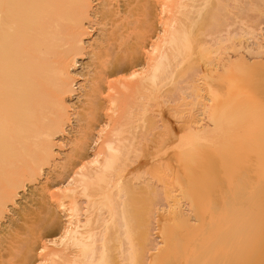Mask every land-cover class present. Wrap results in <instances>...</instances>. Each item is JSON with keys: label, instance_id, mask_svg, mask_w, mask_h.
I'll return each instance as SVG.
<instances>
[{"label": "bare ground", "instance_id": "1", "mask_svg": "<svg viewBox=\"0 0 264 264\" xmlns=\"http://www.w3.org/2000/svg\"><path fill=\"white\" fill-rule=\"evenodd\" d=\"M209 1L0 0V228L5 226L8 215L19 205L21 193L30 189L34 197L29 207L17 212L18 219L9 224V230L0 232V264H214L215 256L219 257L221 253H216L221 244L219 235L225 233L222 228L226 225L229 228V225H224L221 220L217 225L208 224L209 228L214 227V234H218L215 237L211 232L213 229L206 226L201 206L203 204L204 209V204L208 208L212 204L231 207L241 194H247L249 184L255 185V178L251 179L254 184L248 183L250 177L246 178V174L238 183L235 181L234 188L227 181L231 190L219 189L218 194L209 195V198L207 195L204 200L200 196L202 190L199 195V192L195 193L200 196L195 198L187 195L191 190L186 188L196 191L195 167L199 166V158L204 159L206 155L223 160H219V165L215 159L216 162L208 167L210 172L245 169L249 174L254 164L263 165L264 120L249 117L250 108L242 111L237 108V113L232 112L233 117L227 109L237 98L242 100L239 96L240 87L245 85L242 82L250 81L244 77L240 79L245 73L240 63L250 64L242 49L247 48L252 57H260L264 54V34L246 48L234 45V40L227 38V42L232 40L234 45L228 48L233 55L226 53V57L213 59L210 54H203V58L197 61L201 54L194 60L195 48L206 53L209 51L205 42L195 46L197 38L205 37L207 30L220 21L218 11H214L216 7L204 8ZM96 3L99 8L95 10ZM95 25L100 27V39L89 45ZM224 32L227 36L230 33ZM241 35L238 34L242 38ZM88 45L93 48L89 53ZM87 54L92 70L86 85L80 87L82 95H79L75 71ZM200 62H204L203 66ZM224 78L229 80L228 84L222 82ZM167 80L172 86L168 95L181 89L185 83L192 98L191 105L199 103L204 115L207 114L212 122V125L200 126L202 119L190 117L183 122V130L176 128L186 132V136L179 131L176 133L180 137L183 134L184 139L172 141L167 137L171 143L177 144H171L175 152L171 149L173 154L164 157H171V164V160L181 163L186 175L184 183L180 180L184 176L160 156L166 144L163 138L155 137L154 141L149 138L153 130L163 128L161 123L165 124L164 113L168 111L163 113L161 108L166 100L163 89ZM238 80H242L240 87ZM121 84L128 86L131 96L126 98L129 97L130 101L126 102L122 95H119L122 100L116 96L115 88ZM203 94L208 95L214 104L198 102ZM74 98L81 103L77 110L70 103ZM120 100V106L122 103L125 106L123 112L118 110ZM142 100H153L157 109L150 111ZM136 109L142 110V114L134 115ZM151 113L159 120L148 119ZM139 120H145L144 131L134 133ZM158 133L154 132V136ZM212 137L215 141L210 145L203 143ZM67 146L68 151L62 152ZM161 159L165 167L158 165L160 167L154 170L151 178L155 183L161 182L162 186L158 185L166 205L157 208L156 186L151 179L141 180V177L146 168L149 170V165ZM255 167V171L259 170ZM206 181L211 185V181ZM206 181L199 182L197 187L205 189ZM260 181L256 185H261L263 177ZM244 188L247 189L245 192ZM258 199L261 198L258 196ZM185 201L188 208L183 205ZM260 206L263 209L264 206ZM252 207H231L232 212L228 214L233 220L242 221L251 217ZM259 216L258 230H263L264 213ZM223 218L222 221L227 223L226 215ZM244 222L247 220L241 223ZM154 225L158 228L162 225L164 231L172 227L170 237L165 234L157 236L159 230ZM250 226H254L253 223ZM232 227L229 231L236 234L235 227ZM242 231L243 234L244 229ZM255 231L257 229L253 233ZM226 234L230 233L227 231ZM254 234L250 239L245 232L250 240L245 238L249 243L243 244L246 245L243 246L244 253H239L242 256L237 258L238 262L235 258V264H264V247L257 248L259 240ZM214 238L218 241L214 242ZM156 239L161 241L158 243ZM227 244L229 242L222 246ZM195 245L200 248L196 249L201 254L199 256L188 249ZM161 253L165 256L162 257Z\"/></svg>", "mask_w": 264, "mask_h": 264}, {"label": "rangeland", "instance_id": "2", "mask_svg": "<svg viewBox=\"0 0 264 264\" xmlns=\"http://www.w3.org/2000/svg\"><path fill=\"white\" fill-rule=\"evenodd\" d=\"M223 1V2H222ZM230 0H221V1H219V0H210L209 1V4H207L204 8H215L216 7V9H214V11H218V13H216V14H219L220 15V21L219 20H217L216 22H218V24L217 23H215V24H217L216 26L215 25H213L212 27L213 28H210L209 30H207V32L205 33L206 35H205V37H203V35L202 36H199L198 38H197V42H195V46L197 47H199V45H200V43L201 42H205L206 43V47L208 48V52L206 53V52H203V51H200V49H199V51H198V48H195V53H197L196 55H194V60H197L200 56H201V54H202V56L200 57V59L199 60H197V61H200L202 58H203V54H204V56L205 55H207V54H210V57H213V59H221V58H223V57H226V53H229L230 55H233V53H232V50L231 49H228V48H231L232 46H234V45H237L238 44V46H244V48H246V46L247 47H249V46H252L255 42H256V39L257 38H259V37H261L262 36V34H264V15H262L261 13H264V0H255L254 2V4H253V0H232V1H230ZM235 2V3H234ZM259 2V3H258ZM222 3V4H221ZM211 4L214 6H211ZM254 5V6H252V5ZM259 4V5H258ZM209 5V6H208ZM225 6V7H227V8H225V7H223V6ZM241 5V6H240ZM252 6V7H251ZM222 7V8H221ZM236 7V8H235ZM242 7H244L245 9H243ZM253 7H256V9L254 10L253 9ZM97 8H99V7H97V3L95 4V10L97 9ZM211 8V9H212ZM223 9V10H222ZM227 9V10H226ZM242 9V10H241ZM263 9V10H262ZM219 15H216V16H218L219 17ZM195 16H197L196 15V13H195ZM219 19V18H218ZM94 21H97V19H94ZM230 24H231V26H230ZM219 25V26H218ZM226 25V26H225ZM221 27H222V29H221ZM251 27H252V29H251ZM217 28V29H216ZM223 28H225V29H223ZM212 29V30H211ZM220 29V30H219ZM246 29V30H245ZM250 29V30H249ZM253 29H255L254 31H253ZM261 29V30H260ZM99 30H100V27H98V26H96L95 25V27H94V30H93V33H92V35H91V37H90V39H89V45H93V44H95V43H97V40L98 39H100L99 38V34H100V32H99ZM218 30V31H217ZM223 30V31H222ZM249 30V31H248ZM210 31H212V32H210ZM224 31H229L230 33H228V36H227V33L226 32H224ZM210 32V33H209ZM235 32H237V34L235 33ZM247 32H249V33H247ZM259 32V33H258ZM215 33V34H214ZM233 33V34H232ZM209 34V36H208V38L206 37L207 35ZM210 34H211V36H210ZM238 34L239 35H241V36H243L242 38L240 37V36H238ZM231 35H234L233 37H231ZM248 37H247V36ZM236 36V38H234ZM253 36H254V38H253ZM259 36V37H258ZM94 37V38H93ZM252 37V38H251ZM227 38L229 39V38H231L232 40H234L233 41V44H232V40H231V42L230 41H228L227 42ZM202 39H203V41H202ZM208 40V41H210L211 43H209L208 41H205V40ZM217 41H216V40ZM236 40V41H235ZM255 40V41H254ZM254 41V42H253ZM240 42V43H239ZM264 42V41H263ZM207 43H209V45H207ZM212 44V45H211ZM89 45H88V47H89ZM211 45V46H210ZM249 45V46H248ZM211 48H210V47ZM93 50V48L91 49V47H89L88 48V50H87V53H89L90 51H92ZM202 52V53H201ZM214 52V53H213ZM242 53L246 56L245 58H247V60H248V62H250V64L247 66V65H244L243 63H240V65L241 66H243L245 69V73H243V74H241L240 75V79L241 78H247V79H249L250 81H248V80H244L242 83H243V85H244V82H245V85L243 86V87H240L241 85H242V83H241V81L242 80H238L239 81V83H240V85L238 84V86L240 87V91H241V93H240V98H242V100L240 99V101L238 100V98L236 99V102H238L237 104H236V102L234 103V102H232V104H230L229 105V110L227 109V111L229 112V114H231L232 115V112L234 113V110H235V112L237 113L238 111H242L243 109H247V108H250L249 109V117H251V118H253V120L255 119V120H260L261 118H262V120H264V54H262L260 57H257V58H255V57H252V55L250 56L248 53H247V48L246 49H242ZM199 55V56H198ZM258 59V60H257ZM91 60H90V55H86L85 57H83V59L79 62V65L77 66V69H76V74H77V82H78V87H79V92H78V94L79 95H82V89L80 88L82 85H86V83H87V79H89V73H90V71L92 70L91 69V67H89V65H91L90 62ZM253 63V65H252V63ZM203 64H204V62H200V66H203ZM260 64V65H259ZM251 70V71H250ZM136 71V70H135ZM251 72V73H250ZM254 73V74H253ZM203 74V73H202ZM250 74V75H249ZM88 75V76H87ZM128 74H126V76H127ZM201 75V74H200ZM247 75V76H246ZM242 76V77H241ZM123 77V75H121V77L120 78H122ZM231 79L232 78H236V76H229ZM257 77V78H256ZM168 78V77H167ZM228 78V77H227ZM227 78H224L223 80H222V82H224V84L226 83V84H228V81L229 80H227ZM230 78H228V79H230ZM259 78V79H258ZM227 80V81H226ZM85 82V83H84ZM170 80H167V83H166V85H165V87H164V89H163V91H164V93H165V95L168 97H170L171 96V98H167L166 96H165V101H164V103H163V106H162V111H163V113L164 112H166V111H168V113H167V115H166V113H164V119H165V121H164V123L165 124H162L161 123V125H164V127L162 128V126L159 128V129H157V130H159V132L160 133H158V131L155 129V130H153L152 132H151V135H150V139H151V141H154L157 137H159V138H163L162 140H164L165 142H166V144H165V146L163 147V152L160 154V156H161V158L162 157H164V155H172L173 154V152H175L174 151V146L177 144V142H175V143H171L172 141H176L178 138H185V136H186V132L185 131H181L180 132V130H183L182 129V126H183V122L185 121V120H188V118H190V117H194V118H198V119H202V121H201V125L200 126H206V125H212V122H211V119L209 120L208 119V117H207V114H205L204 115V113H205V111H203L202 109H201V105L198 103V104H195V106H192L191 105V100H192V98H190L189 97V94H190V91H188V94H186L187 93V91H186V89H185V86H186V84L184 83V84H182L181 85V89H177V90H174V93H172L171 95H168V91H171L172 90V86H171V84H170ZM197 83H199V82H197ZM258 84V85H257ZM227 86V85H226ZM263 86V87H262ZM126 87V88H125ZM262 87V88H261ZM243 88V89H242ZM257 88H258V90H257ZM256 89V90H255ZM115 91L117 92V94H116V96H119V95H122L121 96V98L123 99V98H126V96H131L130 94H131V92L128 90V86L127 85H123V84H121V85H117L116 86V88H115ZM181 91V92H180ZM258 91V92H257ZM261 91H263V94H261L262 92ZM256 92V93H255ZM259 92H260V94H259ZM170 94V93H169ZM204 96L202 97V99H201V101L203 100V102H201V101H198V102H200L201 104H203V103H206V104H214V101L212 102V99L209 101V96L208 95H206V94H203ZM242 95H243V97H242ZM261 95V96H260ZM263 95V96H262ZM175 96V97H174ZM179 96V97H178ZM260 97L259 98V100H255L256 99V97ZM135 97V96H134ZM133 97V98H134ZM175 99H174V98ZM178 97V98H177ZM118 98V97H117ZM120 98V96H119V99H121ZM128 98V99H127ZM126 98V102L127 101H130L129 100V97H127ZM137 99H139V97H136ZM204 98V99H203ZM206 98V99H205ZM118 99V100H119ZM121 99V100H122ZM135 99V98H134ZM175 101H174V100ZM181 99V100H180ZM251 99V100H250ZM121 100L120 101H118V103H117V105L119 104V106H120V102H121ZM136 100V99H135ZM247 100V101H246ZM254 100V101H253ZM131 101H133L134 102V100H131ZM143 101V103L145 104V105H147L148 106V108L150 109V111H152V112H154V110H156L157 108V106H156V104L154 103V101L152 100H142ZM253 101V102H252ZM257 101V102H256ZM259 101H262V102H259ZM125 102V103H126ZM137 102H140V100H138ZM148 102V103H147ZM210 102V103H209ZM260 104H259V103ZM70 103H71V105H73L74 106V108H76V110H77V108L79 107L80 108V106H81V103H80V100H78V98L76 99V98H74L73 100H71L70 101ZM142 103V102H141ZM178 103V104H177ZM196 103V102H195ZM241 103V104H240ZM245 103V104H244ZM258 103V104H257ZM150 104H152L151 106H150ZM242 104L244 105V106H242ZM248 104V105H247ZM240 105V106H239ZM123 103L121 104V106L119 107V109L118 110H123V108L125 107V106H123ZM233 106V107H232ZM245 106H247V107H245ZM260 106V107H259ZM154 107V108H153ZM174 107V108H173ZM178 107V108H177ZM240 107V108H239ZM173 108V109H172ZM234 108V109H233ZM237 108H239L238 109V111H237ZM231 109V110H230ZM262 109V110H261ZM76 110L74 109L73 110V112H76ZM136 110H138V109H136ZM136 110L134 111V115H141L142 114V110L140 111V109L138 110V112L136 113ZM260 110V111H259ZM78 111H79V109H78ZM80 111H81V109H80ZM230 111H231V113H230ZM119 112V111H118ZM123 112V111H122ZM235 113V114H236ZM260 113V114H259ZM228 114V117L230 116ZM151 116L150 117H152V118H148V119H152L153 120V122L154 121H158L159 119L158 118H156L155 119V117L156 116H154L153 117V115H152V113L150 114ZM201 115V116H200ZM137 117H139V116H137ZM232 117H233V115H232ZM74 120L76 119L75 117H72ZM204 118V119H203ZM229 118H231V116L229 117ZM252 120V119H251ZM74 124H75V121H74ZM144 124H145V120H139V122H138V124H135L136 126L138 125V127H136L135 125V127L136 128H134V133L135 132H137V133H139L140 131L142 132V131H144V129H143V127H144ZM133 126V127H134ZM141 126V127H140ZM166 126V127H165ZM179 126V127H178ZM174 127V128H173ZM181 127V128H180ZM162 128V129H161ZM176 128H179L180 130H176ZM175 130V131H174ZM131 131H133V130H131ZM178 131L180 132V133H183L185 136L184 137H182L183 136V134H181V137H180V134L179 135H176V133L178 134ZM154 132L157 134L158 133V136L155 134V136H154ZM164 133V134H163ZM175 133V134H174ZM167 134V135H166ZM162 135V136H161ZM70 137H71V135H70ZM156 137V138H155ZM172 138L171 140L172 141H170V139H168V138ZM214 137H216V135L214 136ZM214 137H212L211 139H207L206 141L205 140H203V143L205 144V145H210V142L211 141H215V138ZM166 138L170 141H166ZM217 138H218V136H217ZM216 138V139H217ZM205 141V142H204ZM167 142H169V143H167ZM149 144H150V142H149ZM171 144L173 145L174 144V146H172L171 147ZM68 149H69V146H67V147H65L64 149H63V151L62 152H67L68 151ZM171 149H173V152L171 151ZM176 150V149H175ZM207 154V152L205 153V155ZM61 156H63V154L61 155ZM166 156L164 157V159H165V163L166 164H168V165H173V169H175V171L177 172L178 171V174L179 175H181L182 177L184 176V178H179L180 180H182V182L184 183L185 182V177H186V175L185 174H183V167L181 166V163H176L174 160H171V162H172V164L169 162L170 161V159H171V157H170V159L167 157L166 158ZM208 155H206V158H199V160H198V164H199V166H197V167H195V171H194V175L196 176V179H195V186H196V188H198L197 186L198 185H200L199 184V182H201V181H206V180H208V181H211V185H209V183L207 184V186H206V188L205 189H200V187L198 188V189H196L195 188V192H193L194 190L193 189H189V188H186V190L188 189L189 191L191 190V193H188V191H187V195L189 196V194H190V196L192 197H200V196H202V198L201 199H203L204 200V197L206 196L207 197V195H208V197L207 198H209V195H210V197L211 196H214L215 194H218V192H219V189H221V190H223L224 188H226V189H229V190H231L230 189V184L229 183H231V188L233 187H235V185H237V183L242 179V176L243 177H245L246 176V174L248 175V176H246V178L247 177H250V179L249 178H247L248 179V183H249V181L250 182H252V184H254L255 182L254 181H251V179H252V177H253V179L256 181V183H259V181H260V179H261V181H260V183L262 182V177H263V182L261 183V185L260 184H258V185H256V183H255V185H253V187H252V185L251 184H249L248 186H247V189H248V191L245 193L246 195H244V193L243 192H245V190H247L246 188H244V191L242 192L243 194H241V196H240V198H241V200H240V198H238V199H236L235 200V204L234 203H232V205H231V207L232 208H234V207H237V206H239V208L241 209V208H249V207H252V208H250V212H251V217H249V218H247V219H242V221L244 220H247V222H249V223H247V222H244V223H241L242 221L239 219L238 221H235V220H233L232 219V216H229V212H232V210H231V207H229L228 206V208L226 207H223V205H222V207H220L221 206V204H212V205H210L209 206V208L208 207H206L207 205H205L204 204V206H205V209H204V207H203V204H202V206H201V208H203V209H201V214H202V216L204 217V219H205V221H206V226H208V224L209 225H211V226H213V224H218V223H220V220H221V222H223V224L225 225V224H228L229 225V228H231L232 227V225H233V227H235V229H237V230H235L234 229V231L236 232V234H232L233 233V231L232 230H230L229 231V228H227L226 226L224 227V228H222V230H225L226 232L224 233V231H223V233H222V235L220 236L219 235V237L221 238H219V240H221L220 241V243L221 244H219L220 245V247H219V250H217L216 251V253L219 251V252H221V253H219L220 254V256L218 257V256H215V259H214V264H223V261L225 260V261H227L226 259H228V263L226 262L225 263V261H224V263L225 264H235V262H234V260L236 261V259L238 258V259H240V257L242 256H240L239 255V253L240 254H242V253H244L243 251L245 250V248L244 247H246V245L244 246L243 244L245 243V244H247V242L251 239V238H253L252 236H253V234L254 233H256V234H254V236H255V238H258L257 240H259V241H257L258 242V244H259V246H258V244H257V242H256V244H257V248L258 249H263L262 247H264V241H262V238L264 237V234H263V237H262V233L264 232L263 230H261V228L258 230V222L257 221H260L259 219V215H263V213H264V207H263V209H262V207L260 206V205H262V206H264V198H262V196H264L263 194L264 193H262L261 194V192H264L263 190H264V187H262V186H264V167L262 168V166L264 165V163H263V165L262 164H254L253 166H252V168H253V170L255 171V169H254V167L255 166H257V168L259 169V170H256L254 173H253V170H252V168H251V170L252 171H250L249 172V174L247 173V171H245V169H243V171H245V172H243V171H241L242 169H239V170H233V171H227L226 169H224L225 170V173L227 174H225L224 172H223V170L222 169H220V170H217V171H212L213 172V174H214V176H213V174H212V172H210L209 171V166L211 165V163H213V162H216L215 161V159H217L218 161H217V163H219V165L221 164V162H223V160H222V158L221 157H218V156H214V155H212L213 157H210L209 158V156L207 157ZM202 157H205V156H202ZM61 158V157H60ZM209 158V159H208ZM212 158V159H211ZM163 159V158H162ZM162 159H161V161H158V160H156L155 162H153L154 164H152V165H149L148 166V168H149V170L147 171V168L143 171V173L144 172H146L145 173V175H142V177H141V180L143 179V180H145L146 179V177H147V180H149V179H151L150 181L152 182V184L154 185V187L157 189V191H158V194H157V196L160 194V195H162L161 197H157L156 196V198H155V200H157V203L155 202V204L157 205V208H159V207H163V205L165 206L166 205V203H165V201H164V199H163V193H162V191H161V189L159 188V185H161V182H158L157 181V183H155L156 181L155 180H153L151 177H153V174H155V171L154 170H156V169H158L160 166H164L165 164H163L164 162H162ZM210 160V161H209ZM221 162H220V161ZM206 161V162H205ZM208 161V162H207ZM159 164H158V163ZM205 162V163H204ZM174 163V164H173ZM197 163H195V165L197 164ZM175 164H177V165H175ZM155 167H154V166ZM158 165H160V166H158ZM175 165V166H174ZM165 167V166H164ZM178 167V168H177ZM206 167V168H205ZM256 168V167H255ZM256 168V169H257ZM202 169H204V170H202ZM205 170L207 171V173L209 174H207V178H206V172H205ZM211 170V169H210ZM198 171V172H197ZM211 173H209V172ZM219 171H221L220 173H219ZM149 172V173H148ZM150 172H151V175H149L150 174ZM182 172V173H181ZM196 173V174H195ZM243 173H245V174H243ZM253 173V174H252ZM200 174H201V177H200ZM220 174V175H219ZM242 174V175H241ZM252 174V175H251ZM203 175L205 176L204 178H203ZM216 175V176H215ZM225 175V176H224ZM241 175V176H240ZM251 175V176H250ZM254 175V176H253ZM149 176V177H148ZM180 176V177H181ZM256 176L259 178V177H261V178H256ZM144 177V178H143ZM209 178V179H208ZM225 178H227V179H225ZM241 178V179H240ZM214 181H212V180ZM252 179V180H253ZM259 181H258V180ZM245 180V179H244ZM227 181H229V183L227 182ZM235 181H237V183L235 182ZM245 181H247V180H245ZM235 182V183H234ZM254 182V183H253ZM138 183H141L140 181L138 182ZM160 183V184H159ZM227 184V185H225V184ZM232 183H234V185L232 184ZM159 184V185H158ZM198 184V185H197ZM247 184V183H246ZM162 186V185H161ZM225 186H227V187H225ZM249 186H251V188L252 189H249L250 187ZM249 187V188H248ZM209 188V189H208ZM223 188V189H222ZM260 189V190H259ZM263 189V190H262ZM200 190H202L203 192V194L201 193L200 194ZM205 190V191H204ZM262 190V191H261ZM250 191L252 192L251 194H250ZM255 193H254V192ZM260 191V193H258ZM160 192V193H159ZM198 193L197 195H199L200 194V196H196L195 195V193ZM249 192V193H248ZM257 192V193H256ZM248 194L250 195V196H248ZM256 194H259L258 196L261 198V199H258V196L256 195ZM260 194L262 195V196H260ZM253 195V196H252ZM244 196H245V198H244ZM252 196V197H251ZM244 199H243V198ZM247 197V198H246ZM253 197H254V199H253ZM256 197V198H255ZM26 198V199H25ZM30 198V199H29ZM34 197L32 196V193L30 192V189L29 190H27L26 192H23V193H21V197H20V200H19V205L15 208V210H13L12 212L13 213H11V214H9L8 215V218L5 220V222H4V225L5 226H3L2 228H0V232H3V231H5V230H9V226L11 225V222L12 221H17L16 219H18L17 218V212L19 213L20 211H21V208H25V207H29V205H30V203L32 202L31 201V199H33ZM158 198H160V199H158ZM207 198H205V199H207ZM248 198L249 199H251V202H250V200H248ZM245 199H247V200H245ZM253 199V200H252ZM240 200V202H244V204L243 203H238V201ZM254 200H260V202L258 201V202H256L255 203V201ZM247 201H249V203L247 204ZM254 201V202H253ZM163 202V203H162ZM27 203V204H26ZM162 203V204H161ZM184 203V204H183ZM182 204L184 205V207H187L188 206V204H185V203H187L186 201L185 202H183ZM239 205H238V204ZM255 204V205H249V204ZM258 203V204H257ZM260 203V204H259ZM262 203V204H261ZM26 204V205H25ZM242 204V205H241ZM160 205V206H159ZM185 205H187V206H185ZM241 205V206H240ZM244 205V206H243ZM246 205V206H245ZM248 205V206H247ZM257 205L259 206V207H257ZM254 207H256V209H257V211L254 213V210H256ZM260 207H261V210H260ZM188 208V207H187ZM253 208H254V210H253ZM223 211V212H221V211ZM251 210H253V211H251ZM260 210V211H259ZM219 212V213H218ZM260 212V214H258V213ZM263 212V213H262ZM221 213V215L219 216V214ZM226 213V214H225ZM229 213V214H228ZM253 213L255 214V215H253ZM224 215H226V222L227 223H225L224 221H222L224 218ZM216 216H218V217H216ZM227 216L229 217V219L227 220ZM258 216V217H257ZM10 217V218H9ZM221 217L223 218V219H221ZM254 217H255V219H254ZM244 218V217H243ZM246 218V217H245ZM206 219H212L211 220V222H208V220H206ZM217 219L218 220V222H216L215 220ZM250 219V220H249ZM232 220V221H231ZM256 220V221H255ZM230 221V222H229ZM254 221V222H253ZM214 222V223H213ZM253 223V225L254 226H250V225H252V223ZM231 223V224H230ZM251 223V224H250ZM255 223H257L256 224V226H255ZM10 224V225H9ZM222 224V225H223ZM242 224V225H241ZM244 224V225H243ZM250 224V225H249ZM238 225V226H237ZM245 225H247L248 226V228H246L247 226H245ZM231 226V227H230ZM240 226V227H239ZM11 227V226H10ZM154 227L155 228H157L159 231H156V235L157 236H162V234H165V235H167V236H169L170 237V235H171V233H172V227L171 228H167L166 229V231H164V227L161 225L159 228H158V226L156 227V225H154ZM210 226H208V228H209ZM232 227V228H233ZM244 227V228H243ZM249 227H250V229H252V228H254V229H252V231L249 229ZM252 227V228H251ZM257 227V228H256ZM7 228V229H6ZM214 228V227H213ZM212 228V229H213ZM239 228H241V230L239 229ZM246 228V229H245ZM257 229V232L255 231L254 233H253V230H256ZM161 229V230H160ZM170 229H171V232H170ZM206 229H207V227H206ZM209 229H211V228H209ZM211 229V230H212ZM244 229V233L242 234V230ZM163 230V231H162ZM211 230H209V232L211 231ZM220 230V229H219ZM218 230V232H220ZM247 230V231H246ZM251 231V234L249 233L250 231ZM160 231H162L161 233H160ZM227 231H228V233H230V234H226L227 233ZM240 231V232H239ZM242 231V232H241ZM262 231V232H261ZM158 232V233H157ZM211 232H213V234H214V232H216V231H214V229L211 231ZM222 232V231H221ZM238 232H239V234H238ZM245 232H246V234L248 235V233H249V237H250V239H249V237L247 236V235H245ZM248 232V233H247ZM261 232V233H260ZM216 234L217 233H215L214 234V236L215 237H217L216 236ZM227 235V238L229 239L228 241H227V238H226V236L225 235ZM237 234L240 236V238H239V236H237ZM242 234V235H241ZM3 235V234H2ZM218 235V234H217ZM257 235H258V237H257ZM213 236V237H214ZM231 237V238H229V237ZM241 236L242 237H244V236H246V237H244V239L242 238L241 239ZM169 237H167V238H169ZM223 237H224V239H223ZM232 237H233V240H231L232 239ZM218 238L216 239V238H214V242H216V241H218ZM248 240H246V239ZM238 241H237V240ZM222 240H223V242H222ZM231 240V241H230ZM241 240H243V241H241ZM246 242H245V241ZM263 240H264V238H263ZM159 241H161L160 239H156V242H158L159 243ZM241 241V242H240ZM229 242V244H227V246L226 247H228L229 246V248L228 249H225L226 247H225V245H223L222 246V244H224V243H228ZM238 244V246H236V243ZM249 243V242H248ZM261 243V244H260ZM193 245V244H192ZM234 245L236 246V247H234ZM161 246V245H160ZM244 246V247H243ZM260 246H261V248H260ZM162 247V246H161ZM190 247H192L191 245H190ZM188 248V249H190L189 251H191V250H194L195 252H193V253H195L197 256H199V255H201L200 253H199V251L198 252H196L197 250L196 249H199L200 250V248H196V245L191 249V248ZM239 247L240 248H242V249H239ZM236 249H238V250H236ZM223 250H225V252H227V253H224V251ZM227 250V251H226ZM242 250V251H241ZM201 251H202V249H201ZM200 251V252H201ZM223 251V252H222ZM233 251V252H232ZM241 251V252H240ZM191 252V253H192ZM154 253V252H153ZM164 254V253H163ZM163 254L161 253V255H162V257H164L165 256V254H164V256H163ZM224 254H228L226 257L224 256ZM223 256V257H222ZM225 258V259H224ZM236 258V259H235ZM238 259H237V262H238ZM234 262V263H233Z\"/></svg>", "mask_w": 264, "mask_h": 264}]
</instances>
